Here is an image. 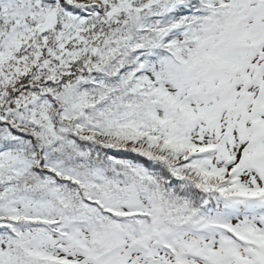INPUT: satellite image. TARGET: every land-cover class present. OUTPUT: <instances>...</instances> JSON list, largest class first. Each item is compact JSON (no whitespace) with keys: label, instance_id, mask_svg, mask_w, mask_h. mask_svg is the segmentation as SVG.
<instances>
[{"label":"snow or ice","instance_id":"1","mask_svg":"<svg viewBox=\"0 0 264 264\" xmlns=\"http://www.w3.org/2000/svg\"><path fill=\"white\" fill-rule=\"evenodd\" d=\"M0 264H264V0H0Z\"/></svg>","mask_w":264,"mask_h":264}]
</instances>
